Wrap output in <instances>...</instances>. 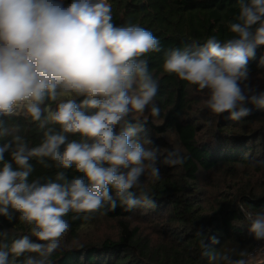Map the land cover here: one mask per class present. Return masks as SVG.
I'll return each mask as SVG.
<instances>
[{
	"label": "clouds",
	"instance_id": "clouds-1",
	"mask_svg": "<svg viewBox=\"0 0 264 264\" xmlns=\"http://www.w3.org/2000/svg\"><path fill=\"white\" fill-rule=\"evenodd\" d=\"M238 4L230 38L170 49L163 63L169 75L207 91V110L236 122L251 115L250 106L264 109V90L251 83L249 67L264 47V0ZM161 51L151 31L115 24L108 0H0V217L30 230L10 242L0 230V264H51L71 228L70 212L106 215L118 203L126 212L157 207L147 183L160 181L159 165L185 162L178 150L161 159L148 120L140 118L161 113L147 59ZM13 117L34 125L40 142L31 145L23 125L5 119ZM32 160L55 168L54 178L30 179ZM239 207L248 236L264 252V208ZM207 241L200 242L207 264H251L248 251L216 250L214 235Z\"/></svg>",
	"mask_w": 264,
	"mask_h": 264
},
{
	"label": "trees",
	"instance_id": "trees-1",
	"mask_svg": "<svg viewBox=\"0 0 264 264\" xmlns=\"http://www.w3.org/2000/svg\"><path fill=\"white\" fill-rule=\"evenodd\" d=\"M108 2L115 24H137L161 42L162 51L147 57L159 81L156 102L161 113L153 118L145 112L140 118L148 120L145 127L160 146L161 159L168 151L178 150L185 162L174 167L159 165L160 181L147 183L155 209L126 212L118 203L106 215L70 212L65 219L71 228L50 257L51 264H207L200 242H208L212 235L220 241L211 246L216 250L236 248L252 254L258 245L247 234L249 222L239 206L252 212L264 208V109L250 106L251 115L240 122L225 119L206 109V90L163 69L164 53L170 49L203 44L209 36L221 41L230 38L227 24L238 14V0ZM261 56L264 47L257 50L249 67L251 83L264 90V67H258ZM5 119L23 125L22 134L31 145L40 142L41 133L34 125L23 118ZM5 159L10 160V153H5ZM31 163L35 171L30 179L54 178L55 168L43 169L35 160ZM68 175L78 174L69 170ZM102 222H113L116 236L94 233ZM0 230L8 232L9 242L30 234L29 226L18 219L9 223L0 217ZM258 264H264V257Z\"/></svg>",
	"mask_w": 264,
	"mask_h": 264
},
{
	"label": "rangeland",
	"instance_id": "rangeland-1",
	"mask_svg": "<svg viewBox=\"0 0 264 264\" xmlns=\"http://www.w3.org/2000/svg\"><path fill=\"white\" fill-rule=\"evenodd\" d=\"M170 139H173V135L169 136ZM98 235H110V236H116V227L113 222H102L100 223V226H98L95 229V232ZM264 257V252L259 251L258 249L254 251L251 254V264H258L259 262L262 261Z\"/></svg>",
	"mask_w": 264,
	"mask_h": 264
}]
</instances>
